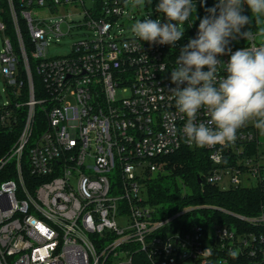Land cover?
<instances>
[{
	"label": "built area",
	"instance_id": "built-area-1",
	"mask_svg": "<svg viewBox=\"0 0 264 264\" xmlns=\"http://www.w3.org/2000/svg\"><path fill=\"white\" fill-rule=\"evenodd\" d=\"M20 2L17 14L8 0L18 51L8 37L0 49V131L15 132L26 108L16 141L0 157V264H264V135L250 122L235 142L203 147L212 165L205 183L258 189V213L222 210L236 219L230 226L175 225L193 209L164 218L148 203L145 184L164 170L165 156L196 147L170 93L180 50L126 37L119 20L133 19L128 0ZM69 8L81 18H44ZM65 24L68 32L74 26L92 34L47 57ZM254 35L237 37L243 46L232 52L264 44ZM218 59L227 63L230 55ZM37 110L45 121L34 129ZM208 119L198 113L197 122Z\"/></svg>",
	"mask_w": 264,
	"mask_h": 264
},
{
	"label": "clouds",
	"instance_id": "clouds-1",
	"mask_svg": "<svg viewBox=\"0 0 264 264\" xmlns=\"http://www.w3.org/2000/svg\"><path fill=\"white\" fill-rule=\"evenodd\" d=\"M142 3L144 0H135L136 5ZM242 3L251 16L243 14ZM156 11L167 21L135 20L131 27L134 38L150 45H174L184 35L183 25L196 5L193 0H160ZM206 11L197 36L181 48L170 77L176 85L170 90L175 107L186 118V141L201 148L235 142L237 131L250 122L264 135V44L235 52L229 46L237 37L255 40L250 28L242 29L252 18H264V0H218ZM223 55H230L227 63L218 59ZM201 110L207 113V122H197ZM229 255L235 258L237 253L230 251Z\"/></svg>",
	"mask_w": 264,
	"mask_h": 264
},
{
	"label": "trees",
	"instance_id": "trees-1",
	"mask_svg": "<svg viewBox=\"0 0 264 264\" xmlns=\"http://www.w3.org/2000/svg\"><path fill=\"white\" fill-rule=\"evenodd\" d=\"M14 8L19 14L21 9L20 0H12ZM196 11L184 23L185 45L190 39L197 36L200 19L208 15L206 9L213 7L216 0H193ZM244 15L251 16L248 6L244 8ZM0 22L4 25V30L0 31L1 44L4 38H9L12 45L18 51V44L15 35L14 25L10 14L8 0H0ZM22 26V36L28 43V34ZM250 30L253 33L264 34V18L257 20L252 18L251 23L246 25L242 31ZM264 43V38L261 41ZM28 46V45H27ZM232 50L242 47L239 41L232 40L230 45ZM1 49V47H0ZM27 50H29L27 48ZM33 74L35 97L40 98L41 83L35 72L34 63L30 62ZM20 75H23V64L19 63ZM26 92V90H25ZM24 92V93H25ZM26 96L23 97L25 99ZM20 112V122L16 131H0V157H2L16 141V138L24 122V110ZM44 116L40 111H36L34 129L39 125L44 126ZM165 171L155 173L151 181L146 185V197L150 205L158 206L164 218L177 217L175 225L190 227L197 224H221L230 226L237 223L236 219L224 213L225 210L231 214L240 216H254L258 213L261 203V195L256 188H236L222 190L218 185L205 183V176L211 171L212 165L208 160L207 150L201 147H184L163 158ZM198 178L202 183H198Z\"/></svg>",
	"mask_w": 264,
	"mask_h": 264
},
{
	"label": "rangeland",
	"instance_id": "rangeland-1",
	"mask_svg": "<svg viewBox=\"0 0 264 264\" xmlns=\"http://www.w3.org/2000/svg\"><path fill=\"white\" fill-rule=\"evenodd\" d=\"M160 0H144V3L140 5L135 4V0H128L126 3V8L129 10L130 14L132 15V12L134 13L133 19H129L128 15H125L122 19L119 20L120 24H123V29H124V34L126 37H133L134 34L131 32V27L135 20L141 19L142 21L145 18H150L153 20L159 19L160 21L164 20V15L156 11V7ZM67 13L73 15V21L79 20L81 17L78 15L77 11L75 8H69L68 12H65V10H61L59 14L56 16H48L44 17L48 20H58L59 18L62 17V15H66ZM172 23H176L175 21H172ZM66 24L63 26V31L65 33V36L63 38H60V41L57 43H51L50 46L47 48V57H53V56H60L64 55L65 53L69 52L72 45L78 42L79 40L85 38L86 36L91 35V31L87 30L85 27H72V29L68 32L66 30ZM183 30L184 25H183ZM264 38V34L259 33L258 37V42H261ZM174 46L176 49L181 50L183 46H185V40H184V35L182 38L177 41ZM0 47H2L1 44V38H0ZM2 77L0 76V104H3L6 100L5 94L2 92ZM264 138V137H262ZM165 171V165H164V170ZM226 180L224 181V183ZM253 183V182H252ZM147 199V198H146Z\"/></svg>",
	"mask_w": 264,
	"mask_h": 264
},
{
	"label": "water",
	"instance_id": "water-1",
	"mask_svg": "<svg viewBox=\"0 0 264 264\" xmlns=\"http://www.w3.org/2000/svg\"><path fill=\"white\" fill-rule=\"evenodd\" d=\"M198 183L201 184L202 183V180L200 178H198Z\"/></svg>",
	"mask_w": 264,
	"mask_h": 264
}]
</instances>
